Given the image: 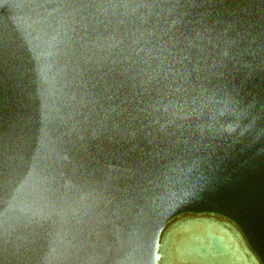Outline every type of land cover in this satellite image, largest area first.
Listing matches in <instances>:
<instances>
[{
	"label": "water",
	"instance_id": "water-1",
	"mask_svg": "<svg viewBox=\"0 0 264 264\" xmlns=\"http://www.w3.org/2000/svg\"><path fill=\"white\" fill-rule=\"evenodd\" d=\"M0 264H264V0H0Z\"/></svg>",
	"mask_w": 264,
	"mask_h": 264
}]
</instances>
